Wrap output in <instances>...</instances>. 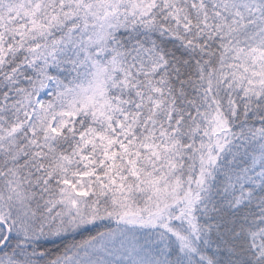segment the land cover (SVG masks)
Here are the masks:
<instances>
[{
    "label": "snow or ice",
    "instance_id": "1",
    "mask_svg": "<svg viewBox=\"0 0 264 264\" xmlns=\"http://www.w3.org/2000/svg\"><path fill=\"white\" fill-rule=\"evenodd\" d=\"M0 264H264V0H0Z\"/></svg>",
    "mask_w": 264,
    "mask_h": 264
}]
</instances>
